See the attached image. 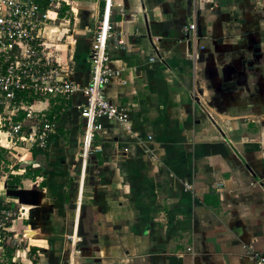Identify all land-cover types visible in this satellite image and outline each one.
<instances>
[{
  "label": "crops",
  "instance_id": "1",
  "mask_svg": "<svg viewBox=\"0 0 264 264\" xmlns=\"http://www.w3.org/2000/svg\"><path fill=\"white\" fill-rule=\"evenodd\" d=\"M46 1L42 35L59 78L83 88L104 3ZM112 2L106 50L115 76L103 95L127 112L129 130L101 120L103 131L86 142L80 91L23 93L21 102L56 126L45 154L27 153L40 170L38 206L46 211L14 257L24 264H257L264 255V0ZM20 122L27 134L35 119ZM5 195L0 182V200ZM72 232L82 238L80 254L67 241Z\"/></svg>",
  "mask_w": 264,
  "mask_h": 264
},
{
  "label": "built area",
  "instance_id": "2",
  "mask_svg": "<svg viewBox=\"0 0 264 264\" xmlns=\"http://www.w3.org/2000/svg\"><path fill=\"white\" fill-rule=\"evenodd\" d=\"M41 1L43 0H0V147L8 153L15 149L17 143L23 144L27 151L33 147L46 150L54 132L55 122L37 118L31 107L18 101L20 93L42 97H69L80 91L84 101L77 109L86 122V142H91L95 133L103 131L101 120L115 122L123 130H129L127 112L103 95V88L115 76L106 50L114 29L111 21L112 0H101L104 3L103 12L93 32L90 48L91 81L80 89L72 81L59 78V64L52 60L53 49L42 35L49 17L46 9L41 10ZM189 28L193 29L194 25ZM20 111L25 113L26 118L35 119L27 134L22 132V122L14 120V116ZM184 187L191 188L189 184H184ZM19 214L25 217L21 212ZM10 216V211L0 204V250L6 233L15 231L10 229L17 220ZM67 241L71 250L80 254L78 246L82 243V238L72 232L67 236ZM256 259L257 264H264V255L257 256Z\"/></svg>",
  "mask_w": 264,
  "mask_h": 264
},
{
  "label": "rangeland",
  "instance_id": "3",
  "mask_svg": "<svg viewBox=\"0 0 264 264\" xmlns=\"http://www.w3.org/2000/svg\"><path fill=\"white\" fill-rule=\"evenodd\" d=\"M18 101H21L20 97L18 98ZM37 118H40L42 120H47L46 118H44L42 116H39V117L37 116ZM33 121H34V119H33ZM25 129H26V127L24 128V131H25ZM14 148H15L14 150L11 149V151H10L11 153H8V156H7V160H8L7 168H8L10 173L9 174L2 173V172L0 173V182H2L3 185L5 184L6 181L12 182L13 179H12V177H10V175L20 176L18 174H24L25 166H27L26 164L30 160V158L27 155L29 150L27 151V149L23 146V144L17 143ZM27 157H28V161H26ZM21 158H23V159L20 160ZM30 163H28V164H30ZM15 166L18 167V169H20V170H18V169L16 170ZM34 180H24L23 179L24 182H22L19 186L21 189H24L27 192V194H25L23 196L22 202L31 204L30 209H33L34 207L39 205L40 197H41L40 183L37 185V181H39L40 179L35 178ZM25 181L26 182L30 181V182L25 184ZM5 193H6V190H5ZM0 202H2L1 204H4V206H6V207L8 206L7 208L11 213V216H10L11 219H15L17 221L19 219L27 221V217H28L27 214H28L29 208H27L25 213H23V215H26L25 217L20 216L19 212H20V208H21V205H20L21 203L19 202V200H16V202H15V201H13V198H10L9 196L5 195V197L3 198V201L0 200ZM33 202H35L37 205L34 206ZM45 211L43 210V213ZM13 229L15 231L14 232H7L6 237L4 238V240L1 243L2 249L0 250V264H8L9 258L6 256V253L8 251H12V253H13L12 260L14 258L15 262L17 264H24V261H22L21 258H18V257L15 258L14 257L15 256L14 253L18 249L23 250V249L27 248V245H28V242L26 240L27 234L30 233L31 231H33L34 229H31L28 226V228L25 227L22 232L21 231L17 232L15 226H13V228H11L10 231Z\"/></svg>",
  "mask_w": 264,
  "mask_h": 264
},
{
  "label": "trees",
  "instance_id": "4",
  "mask_svg": "<svg viewBox=\"0 0 264 264\" xmlns=\"http://www.w3.org/2000/svg\"><path fill=\"white\" fill-rule=\"evenodd\" d=\"M40 3H41V10H45L46 6H47V1L45 4H44V2H40ZM24 95L25 94L20 93V94H18V98L19 97L23 98ZM29 95H31V94H29ZM26 97L27 96L25 95L24 98H26ZM28 99L31 100V102H33L35 100V98H28ZM22 104H23V102H22ZM28 105H31V104H28ZM0 112H1V108H0ZM24 117H25L24 114L21 113L14 120L15 121H22V119H24ZM46 119H47L46 121H52V119L49 116ZM30 152H31L33 158H35L38 155L45 154L44 150H41V149L36 148V147L31 148ZM7 156H8V151L5 150L4 148L0 147V173L1 172L7 173V174L10 173L8 168H7V165H8ZM26 165L27 166H25L24 174H22L20 176L10 175V177H12L13 180H12V182H8V181L5 182L7 189L18 188L21 184V180H23V179H33L34 180L35 177L40 175V170L33 168L32 164H26ZM15 169L17 170L18 167L15 166ZM26 226H27L26 220H18L17 221V230L18 231L22 232ZM12 254H13L12 251H8L6 253V256L9 258L8 263L11 262Z\"/></svg>",
  "mask_w": 264,
  "mask_h": 264
},
{
  "label": "water",
  "instance_id": "5",
  "mask_svg": "<svg viewBox=\"0 0 264 264\" xmlns=\"http://www.w3.org/2000/svg\"><path fill=\"white\" fill-rule=\"evenodd\" d=\"M4 188L6 190V195L12 198H16L19 200V202L21 204L24 205H28L30 206L31 204L29 203H23L22 202V198L25 194H27V192L24 189H20V188H14V189H7L6 185L4 184ZM33 205H37L35 202H33ZM43 211V208H40L39 206L34 207L33 209H29L28 211V217H27V225L31 228V229H35L37 228V222L39 221V217L41 215V212ZM8 264H17L14 261H11ZM172 264H183L182 261L180 260H174L172 262Z\"/></svg>",
  "mask_w": 264,
  "mask_h": 264
},
{
  "label": "bare ground",
  "instance_id": "6",
  "mask_svg": "<svg viewBox=\"0 0 264 264\" xmlns=\"http://www.w3.org/2000/svg\"><path fill=\"white\" fill-rule=\"evenodd\" d=\"M24 210L26 211L27 209L24 207ZM24 210H23V211H24ZM23 213H24V212H23ZM23 213L21 212L22 215H23ZM23 216H24V215H23Z\"/></svg>",
  "mask_w": 264,
  "mask_h": 264
}]
</instances>
